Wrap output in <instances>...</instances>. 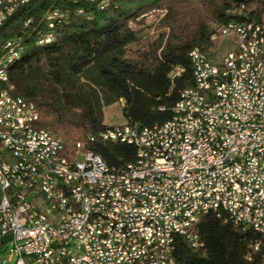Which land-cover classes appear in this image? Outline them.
<instances>
[{
	"label": "built area",
	"instance_id": "built-area-1",
	"mask_svg": "<svg viewBox=\"0 0 264 264\" xmlns=\"http://www.w3.org/2000/svg\"><path fill=\"white\" fill-rule=\"evenodd\" d=\"M20 2L7 0L0 24ZM232 13L212 25L211 40L233 43L217 65H207L199 47L189 54L200 72H192L196 91L185 89L184 106L173 107L181 108L182 124L171 117L143 128L110 124L91 136L135 148V159L121 167L80 143L73 156L64 155L62 140L37 125L34 103L13 95L0 72V131L18 133L0 148L25 155L24 173L0 166V217L8 216L0 246H10L15 264H177L176 238L202 247L195 223L221 202H228L233 223L264 233V15L249 17L245 5ZM250 25H257L255 37H248ZM15 45L16 38L8 45L14 53ZM195 109L205 111L206 124H198ZM26 173L33 182L21 181ZM38 189L49 191L52 221L41 213ZM86 213H93V225L80 235ZM155 226L161 235H153Z\"/></svg>",
	"mask_w": 264,
	"mask_h": 264
},
{
	"label": "trees",
	"instance_id": "trees-1",
	"mask_svg": "<svg viewBox=\"0 0 264 264\" xmlns=\"http://www.w3.org/2000/svg\"><path fill=\"white\" fill-rule=\"evenodd\" d=\"M241 5L251 18L264 15V0H28L0 25V54L10 38L20 50L7 85L34 103L37 125L62 140L64 155L80 143L121 167L135 159L132 145L90 140L107 126L104 107L121 102L124 123L138 128L171 117L181 93L195 86L190 51L215 44L212 25ZM152 10L162 12L155 37L143 38L140 25ZM44 34L50 41L39 43ZM228 218L223 210L200 214L203 245L194 250L177 237L176 263L264 264V236Z\"/></svg>",
	"mask_w": 264,
	"mask_h": 264
},
{
	"label": "bare ground",
	"instance_id": "bare-ground-1",
	"mask_svg": "<svg viewBox=\"0 0 264 264\" xmlns=\"http://www.w3.org/2000/svg\"><path fill=\"white\" fill-rule=\"evenodd\" d=\"M28 0H21L19 4H16V9L18 6L27 3ZM7 5V0H0V16H4V9ZM11 15V14H10ZM9 16V15H8ZM7 16V17H8ZM7 17H2V23ZM2 23L0 25H2ZM257 35V25H250L248 27V37H255ZM48 39L39 40V43L49 42L51 35ZM15 40L8 39L4 42L1 48L0 54V72L3 75H7L8 65L19 57L20 50L15 45L14 47H8V45H14ZM6 47V48H5ZM192 50L189 54H191ZM10 56V57H6ZM192 63L193 72H200V64L196 63L195 58H190ZM207 65H217L206 56ZM235 73H242V65H235ZM0 83H2V76L0 75ZM189 91H196V84L193 88H189ZM176 106H184V99H179ZM181 108H173L171 118H174V124H182ZM185 117H192V110H185ZM194 118L198 119V124H206L205 111L203 109H195ZM162 123H165L163 121ZM18 140V133H13V131H0V146H4V141H16ZM90 140H94L90 137ZM93 152V151H91ZM20 162H25V155L16 152L10 148H0V166H9L12 173H24V166ZM21 181L33 182V173L21 174ZM11 182H18V175H11ZM38 200L41 213L44 214L45 221H52L53 219V206L49 203V191L46 189H38ZM220 210L225 211L228 215V219L232 221L230 216L229 204L228 202H221ZM1 212V204H0ZM8 224V216L0 217V228H6ZM93 225V213H86L84 218L80 221L79 234L87 235V230ZM162 226L153 227V235H161ZM264 236V233H260Z\"/></svg>",
	"mask_w": 264,
	"mask_h": 264
},
{
	"label": "rangeland",
	"instance_id": "rangeland-1",
	"mask_svg": "<svg viewBox=\"0 0 264 264\" xmlns=\"http://www.w3.org/2000/svg\"><path fill=\"white\" fill-rule=\"evenodd\" d=\"M162 12L160 10H152L145 14L140 25L141 37L150 36L155 37L153 27L156 21L161 17ZM233 49V43L230 38L223 36L217 39L215 44L208 46L203 49L207 54L208 58L215 63H218L223 56L230 50ZM104 122L107 125L110 124H121L124 123V118L121 112V102L113 103L109 106L104 107ZM16 256L10 252V246H0V264H15Z\"/></svg>",
	"mask_w": 264,
	"mask_h": 264
}]
</instances>
